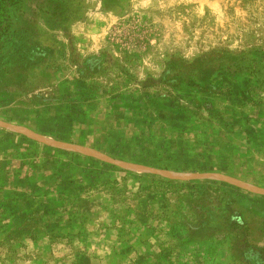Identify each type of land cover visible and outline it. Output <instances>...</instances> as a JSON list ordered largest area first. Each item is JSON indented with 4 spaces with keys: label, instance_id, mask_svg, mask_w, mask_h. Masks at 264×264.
I'll list each match as a JSON object with an SVG mask.
<instances>
[{
    "label": "rangeland",
    "instance_id": "1",
    "mask_svg": "<svg viewBox=\"0 0 264 264\" xmlns=\"http://www.w3.org/2000/svg\"><path fill=\"white\" fill-rule=\"evenodd\" d=\"M0 264H264V0H0Z\"/></svg>",
    "mask_w": 264,
    "mask_h": 264
}]
</instances>
